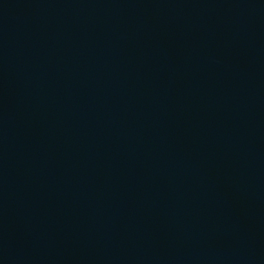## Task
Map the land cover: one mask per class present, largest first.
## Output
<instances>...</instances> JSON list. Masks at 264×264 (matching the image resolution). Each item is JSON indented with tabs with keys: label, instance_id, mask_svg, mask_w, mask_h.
Returning <instances> with one entry per match:
<instances>
[{
	"label": "water",
	"instance_id": "95a60500",
	"mask_svg": "<svg viewBox=\"0 0 264 264\" xmlns=\"http://www.w3.org/2000/svg\"><path fill=\"white\" fill-rule=\"evenodd\" d=\"M0 264H264V0H0Z\"/></svg>",
	"mask_w": 264,
	"mask_h": 264
}]
</instances>
